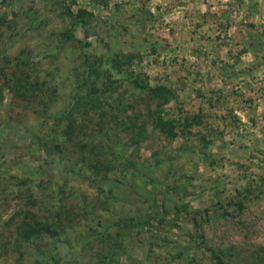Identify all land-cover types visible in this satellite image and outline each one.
<instances>
[{
    "label": "rangeland",
    "instance_id": "1",
    "mask_svg": "<svg viewBox=\"0 0 264 264\" xmlns=\"http://www.w3.org/2000/svg\"><path fill=\"white\" fill-rule=\"evenodd\" d=\"M80 53L110 59L113 107L97 121L111 124L113 141L125 139L127 119L141 124L158 112L167 124L163 133L151 124L131 144L126 156L138 172L129 170L114 198L100 195L91 167L65 168L61 153L34 148L22 130L7 136L3 125L10 115L19 125L32 120L8 78L43 81L50 68H75ZM0 122V264H35L32 253L52 250L55 232L69 256L58 264L77 256L83 264H218L213 256L264 264V0H0ZM79 206L97 213L89 231L78 229L88 238L68 250ZM29 209L43 229L25 243L17 229Z\"/></svg>",
    "mask_w": 264,
    "mask_h": 264
},
{
    "label": "trees",
    "instance_id": "2",
    "mask_svg": "<svg viewBox=\"0 0 264 264\" xmlns=\"http://www.w3.org/2000/svg\"><path fill=\"white\" fill-rule=\"evenodd\" d=\"M81 13L82 11L76 15V18L78 22L83 23ZM66 37L68 36L64 35L61 39V50L65 48ZM122 57L125 58L126 56L122 55ZM79 59L80 63L75 68L68 72L64 69L63 74H61L59 67H57L58 69L56 67L50 68L44 74L46 78L43 81L30 83L29 79L16 80V76L8 78L9 84L6 86L10 87L11 94L18 103L26 104V110L32 115V120L19 125L14 122V117L10 115L6 123H3L4 128H6L5 131H7L5 133L9 136L10 134H19L20 130H22L30 135L28 138L31 139L34 148L40 149L48 155L55 152L61 153L65 168L66 164L70 163L74 167V172L79 170L80 174L81 172L84 174L90 170L83 169L82 166L91 167L94 172L93 182L99 185L100 195L106 194L107 191L114 198L116 194H119L121 189L125 188L122 180L130 177L129 170L138 172L137 165L128 159L126 151L132 145L141 144L142 140H140V137L143 135L142 133L148 132L151 124L154 125V128L160 129L162 133L167 132V124L164 122V116L158 112L149 115V119L141 124L136 120L127 119L123 131L120 130L121 136L125 134V139L117 136L113 141L110 138L109 132L111 124L105 123L101 125V123H98L99 119L105 120L108 117V112L105 109L106 106L113 107V104L109 102L113 98V91H111V87L108 85V83L112 85L113 81L110 76H107L108 68L111 65L110 59L105 60V58L100 56L94 58L87 53L84 56L80 53ZM42 77L39 75L37 78L40 80ZM105 77L108 78L105 80ZM134 84L137 87H142L139 80H136ZM143 88L148 89L150 92L155 91V88L148 87L144 83ZM165 92V88L162 87L155 91L156 94L161 95H165ZM59 96H61L60 98L63 97L66 101L63 102L64 106L58 115L54 116L51 108L55 102L57 103L59 99L57 101L56 99ZM14 98L13 101L15 100ZM52 118L56 124L54 123L50 132L41 130L52 121ZM94 120L95 122L93 123ZM121 124L119 123V129L122 128ZM37 127L38 130L36 129ZM54 140L57 141L54 142ZM107 161L108 163H106ZM110 162L113 163L111 170V174L114 176L113 179L108 178L111 176L108 174L109 170L107 169ZM105 163L107 166H105ZM133 186L137 187L136 184H133ZM67 188L66 184L62 192H66ZM109 200V198L106 200L104 196H101V202L99 201V203L107 204L108 202L110 204ZM27 203H29L31 209H35L39 204V202L33 200V197H30ZM76 208V214L80 215L76 217L77 222L73 225L72 230H74L73 233L78 235V239L76 243L73 242V245H71L70 240L68 241L67 247H71L68 250L77 248V244L80 245L85 238H88V233L84 230L78 231V229L79 227H83L89 231L93 227L91 215L97 213L96 209L89 210L88 207L79 206V208ZM27 212L28 223H23L24 228H22V232L20 227L17 229L18 235L21 236L22 242L25 243L30 242L34 237L40 240L41 229H43L40 220L35 217L37 214L33 213L30 209ZM62 219V213H56V220L60 224L63 222ZM97 225H102V221L100 220ZM99 236L101 237V235H97L96 237ZM52 238H54L55 244L52 250L46 251L41 249V253L37 252V250L32 253L36 261L35 264H50L51 260L58 264L61 262V259L66 257L67 260L69 257L68 251L63 246L64 239H60L61 237L57 232L54 233V236L52 235ZM77 251L75 249V257L77 256ZM81 258L77 256L74 259H70L72 260L70 264H83ZM213 258L218 264L221 263L218 257L213 256ZM66 260L63 264H66Z\"/></svg>",
    "mask_w": 264,
    "mask_h": 264
}]
</instances>
